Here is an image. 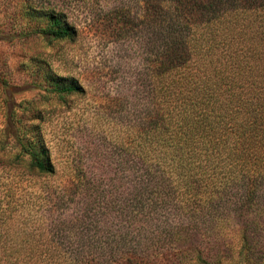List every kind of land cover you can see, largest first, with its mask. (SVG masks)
<instances>
[{
	"label": "rangeland",
	"instance_id": "1",
	"mask_svg": "<svg viewBox=\"0 0 264 264\" xmlns=\"http://www.w3.org/2000/svg\"><path fill=\"white\" fill-rule=\"evenodd\" d=\"M155 1L0 0V264L118 239L134 256L149 252L163 215L156 221L136 205L141 195L149 210L156 203L139 161L157 148L142 134L156 113ZM49 15L73 38L36 33ZM63 79L82 92L60 98L51 84ZM17 136L43 144L55 174L33 171Z\"/></svg>",
	"mask_w": 264,
	"mask_h": 264
},
{
	"label": "trees",
	"instance_id": "2",
	"mask_svg": "<svg viewBox=\"0 0 264 264\" xmlns=\"http://www.w3.org/2000/svg\"><path fill=\"white\" fill-rule=\"evenodd\" d=\"M154 5L156 113L142 134L157 148L139 161L156 203L149 210L141 195L136 207L156 221L163 215L157 234L137 256L118 239L92 252H46L39 264H264V0ZM48 17L36 33L73 38L63 20ZM51 87L60 98L82 92L73 79ZM16 141L33 171L55 174L43 144ZM145 231L140 222V235ZM225 232L231 237L224 243ZM23 258L37 264L33 251Z\"/></svg>",
	"mask_w": 264,
	"mask_h": 264
}]
</instances>
